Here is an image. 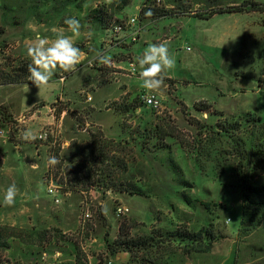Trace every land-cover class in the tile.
Wrapping results in <instances>:
<instances>
[{"label":"rangeland","instance_id":"1","mask_svg":"<svg viewBox=\"0 0 264 264\" xmlns=\"http://www.w3.org/2000/svg\"><path fill=\"white\" fill-rule=\"evenodd\" d=\"M243 1L0 0V73L29 62L35 35L51 42L67 29V17L82 25L73 40L84 53L75 72L57 69L53 80L62 75L63 85L40 98L31 83L0 85V227L20 236L0 248V264H264V209L254 210L257 227L245 224L239 235L244 184L264 187V11L197 17ZM144 8L171 16L141 15ZM117 26L124 30L115 33ZM158 42L167 43L176 64L152 93L160 101L153 108L142 99L148 93L136 58ZM97 52L111 57V67ZM26 130L37 138L21 139ZM43 132L47 140L39 139ZM92 135L112 143L102 166L116 172L111 180L142 196L105 183L85 192L73 187V177L85 180L78 155ZM50 156L56 165L47 163ZM13 183L18 192L7 207ZM118 207L128 211L119 215ZM176 231L202 237L181 240ZM125 233L149 244L117 246Z\"/></svg>","mask_w":264,"mask_h":264},{"label":"clouds","instance_id":"2","mask_svg":"<svg viewBox=\"0 0 264 264\" xmlns=\"http://www.w3.org/2000/svg\"><path fill=\"white\" fill-rule=\"evenodd\" d=\"M146 15H151V12L146 13ZM63 23L67 26V29H60L51 42H49L48 37L36 34L33 42L26 49L27 57L31 61L27 68L28 80L38 89L37 96L39 98L41 91L51 85H63V78L53 80L57 69L63 73L75 72L84 57V53L75 45L73 40V36L81 34L82 25L80 21L75 17H67ZM65 31L70 32L72 35H66ZM95 58L100 64L111 67L112 60L110 56L97 52ZM136 63L140 69L138 77L141 86L148 93L143 99L147 104H152L154 97L151 93L157 92L165 86L168 72L175 68V58L170 54L167 43H150L143 53L136 58ZM26 87L29 88V85H26ZM36 138L30 130L24 131L21 136L24 141H33ZM39 138L44 139L45 137L41 136ZM47 163L54 166L58 163V160L55 156H50ZM17 192V186L14 183L10 184L5 191L3 205L7 207L14 206Z\"/></svg>","mask_w":264,"mask_h":264},{"label":"trees","instance_id":"3","mask_svg":"<svg viewBox=\"0 0 264 264\" xmlns=\"http://www.w3.org/2000/svg\"><path fill=\"white\" fill-rule=\"evenodd\" d=\"M146 8L141 10V15L146 14ZM258 11H264V6L258 2H256L255 0H245L243 1L241 4L235 5V6H231L228 8H219V9H211L209 13H202L199 14L197 17L200 18H207V17H212L214 16L216 13H225V12H258ZM157 13L158 15H160L161 17H165V16H171L170 14H168L165 11H153L151 12V14ZM96 19L98 21H100L101 19L98 17H96ZM31 63V61L27 62V63H23L20 67L18 68H13L11 69L9 72L6 73H0V85H26L31 83L28 80V76L29 73L27 71L28 65ZM62 77V75L60 76V78ZM135 103H139L137 100H134ZM133 102V103H134ZM208 110V109H207ZM206 110V111H207ZM3 113V112H2ZM63 112L60 111L58 113V117L61 116ZM112 147V143L111 142H106L105 140H103V138L101 136L98 135H92V139L90 144L84 146L81 151L80 154L78 155V162L82 163V169H83V173H84V181L80 182L81 177H73L72 179L74 180L75 183V188L79 189L80 191H87L90 187H102L101 184L105 183V185L109 184L111 185V187L108 185L107 187L109 189H112V191L115 192H127L130 193L132 195H138V196H142L141 190L138 188H135V186L133 185H129L126 186L125 184H119L117 181L115 180H111V178L114 176V173L116 172H107L106 171V167L104 168L102 167L105 163V160L107 161L109 159V153H107L108 151H110L109 149ZM262 148H264V146H261ZM114 162L116 163V167H121L123 169H125L126 167V163H124L125 161H121V160H114ZM86 164L88 165V167L86 166ZM86 167V168H85ZM94 168H98L99 170H101V178H99L98 181L94 180L96 175H100L99 173L96 175H93L91 172H93ZM105 176V177H104ZM68 179L71 180V177H69ZM83 179V177H82ZM79 186H81V188H78ZM69 187V186H67ZM70 189V188H69ZM243 196H244V207H243V215L244 217L241 220V228L239 229V235L240 237H242V235H244V229L243 226L245 224L248 225V229L249 231H251L252 229H254L255 227H257V220H256V213L254 212L255 209H264V187H255L252 186L249 183H245L244 187H243ZM248 217V218H247ZM19 230V229H18ZM17 228L12 227V226H5V227H0V248H5V249H9L10 248V243L8 242V238L9 237H16L20 239L19 235H14L12 234L13 232H17L18 231ZM4 231H8L9 233L6 235L3 232ZM13 231V232H12ZM22 231V229L20 230ZM120 231H123V227L121 225L120 227ZM12 232V233H10ZM175 237L180 238L181 240H191L194 242H197L200 240V238L202 237V233H189L187 231L182 232V231H176L173 234ZM211 238H213V234L210 233L209 235ZM116 243H118L119 245L117 246H121L124 247L126 249H131L132 247H137V246H145L148 245L149 242L147 239H133L130 238L128 236V233L124 234V238L122 240H117ZM114 245H112L111 243L108 242V248L111 251L112 255H116L118 253V251L113 248ZM128 251V250H126ZM195 251H199V250H195Z\"/></svg>","mask_w":264,"mask_h":264},{"label":"built area","instance_id":"4","mask_svg":"<svg viewBox=\"0 0 264 264\" xmlns=\"http://www.w3.org/2000/svg\"><path fill=\"white\" fill-rule=\"evenodd\" d=\"M135 22H136V18H132L130 21H129V25L130 26H134V24H135ZM124 30V28L122 27V26H117V27H115V33H119V32H122ZM135 40V39H134ZM131 70L133 71V72H135V69L134 68H131ZM145 95H148V94H145ZM145 95H143L142 96V99H143V97L145 96ZM151 95L154 97V101H153V103L152 104H147L146 102H145V100L143 99V101L146 103V105H148V106H151V107H153V108H159L160 107V101H159V98L155 95V94H152L151 93ZM5 136V132L3 131V130H1L0 129V137H4ZM41 136H43V137H45L44 139H40V140H47L48 139V133L47 132H43L39 137H41ZM49 194L50 195H52L53 196V198H54V201L56 202V203H58L59 202V199H58V187L57 186H55L53 183H51V185L49 186ZM128 211V209H124V208H122V207H118L117 208V213L120 215V214H123V213H126ZM88 218H90V213H86L85 214V216H84V220H83V223H85L86 222V219H88ZM230 221H231V219H229ZM47 257V254L45 253L44 254V258H46ZM50 264H57L56 262H53V263H50Z\"/></svg>","mask_w":264,"mask_h":264},{"label":"crops","instance_id":"5","mask_svg":"<svg viewBox=\"0 0 264 264\" xmlns=\"http://www.w3.org/2000/svg\"><path fill=\"white\" fill-rule=\"evenodd\" d=\"M59 79H61V78H59ZM118 258H119V256H118Z\"/></svg>","mask_w":264,"mask_h":264}]
</instances>
